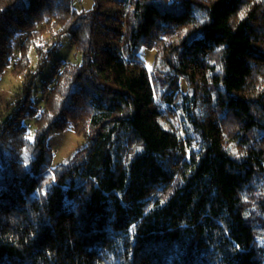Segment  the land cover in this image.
<instances>
[{
    "label": "trees",
    "instance_id": "obj_1",
    "mask_svg": "<svg viewBox=\"0 0 264 264\" xmlns=\"http://www.w3.org/2000/svg\"><path fill=\"white\" fill-rule=\"evenodd\" d=\"M76 1L0 0V76L17 49L26 81L0 113V264H264V0ZM66 39L82 62L40 109L30 53L40 72ZM70 124L87 144L53 168Z\"/></svg>",
    "mask_w": 264,
    "mask_h": 264
},
{
    "label": "rangeland",
    "instance_id": "obj_2",
    "mask_svg": "<svg viewBox=\"0 0 264 264\" xmlns=\"http://www.w3.org/2000/svg\"><path fill=\"white\" fill-rule=\"evenodd\" d=\"M76 9L79 11H88L93 8V0H79L75 3ZM18 50L15 49L14 55L11 60V65L0 76V113H3L7 118L9 107H17L19 101H23V89L26 84L25 76L15 77L12 75V68L15 61L18 59ZM140 57L144 61L147 68L152 69L158 57L157 51H150L143 48L140 52ZM82 55L71 43L70 39L63 41L61 47L49 59L46 67L39 72L40 61L34 50L30 53L31 70L38 75L33 83V90L31 95L32 103L40 109L44 106L43 101V88L47 85L48 81L53 77L58 62L64 64L73 63L80 64L82 62ZM28 129L30 139H34L35 125L34 120L27 119L24 121ZM87 140L84 136L76 133L73 124L63 132L54 133L48 140V147L52 150V167H57L64 163L71 155H73L79 148L84 147Z\"/></svg>",
    "mask_w": 264,
    "mask_h": 264
}]
</instances>
